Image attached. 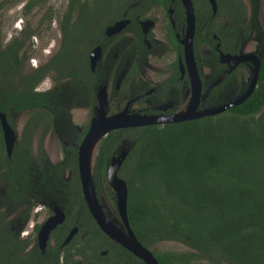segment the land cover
Instances as JSON below:
<instances>
[{
    "label": "flooded vegetation",
    "instance_id": "flooded-vegetation-1",
    "mask_svg": "<svg viewBox=\"0 0 264 264\" xmlns=\"http://www.w3.org/2000/svg\"><path fill=\"white\" fill-rule=\"evenodd\" d=\"M61 1L0 0V264H140L96 224L77 168L73 181L70 151L78 153L99 111L165 120L191 102L200 110L243 94L248 86L233 89L252 61L231 56L260 60L264 0H63L56 16ZM251 38L256 52L247 51ZM53 140L61 148L55 162ZM103 211L125 234L117 209L120 224Z\"/></svg>",
    "mask_w": 264,
    "mask_h": 264
},
{
    "label": "trees",
    "instance_id": "trees-1",
    "mask_svg": "<svg viewBox=\"0 0 264 264\" xmlns=\"http://www.w3.org/2000/svg\"><path fill=\"white\" fill-rule=\"evenodd\" d=\"M228 99L215 97L204 107ZM125 135L133 144L118 176L127 186L128 224L159 264H264V53L256 85L240 104L164 126L117 129L101 138L92 164L97 193L99 185H108L110 156L119 152ZM76 154L70 151L73 181ZM73 184L78 196V182ZM161 242L186 249L161 251ZM118 248L130 261L138 260Z\"/></svg>",
    "mask_w": 264,
    "mask_h": 264
},
{
    "label": "water",
    "instance_id": "water-1",
    "mask_svg": "<svg viewBox=\"0 0 264 264\" xmlns=\"http://www.w3.org/2000/svg\"><path fill=\"white\" fill-rule=\"evenodd\" d=\"M190 46H186L185 57H190ZM224 55L223 57H227ZM236 62L239 61H252V75L249 81V85L246 91L240 96L229 100L227 103L206 109L196 110L197 102L189 103L188 107L165 120H154L152 118L143 117H129L128 119L121 117L122 115H115L111 117H105V113L99 111L93 118L91 126L84 136L82 142L78 148L77 155V170L79 174L81 190L87 207L92 214L96 224L100 229L111 239L115 240L122 247L131 252L134 256L141 259L145 264H159L154 258L149 249L145 248L135 237L132 232L126 215V198H127V186L125 181L118 176V170L128 155L131 145H127V148H121L116 156L111 157L109 166L106 171L107 183L115 193L116 205L118 215L125 227V234L118 229L113 222L107 217L99 203L96 195L95 182L92 179V164L96 146L98 142L106 136L110 131L132 126H142L149 123H174L184 120L197 119L204 116L215 115L226 110L229 107L240 104L244 101L253 91L260 66V60L257 55H252L250 52H246L240 55L231 56ZM4 125V123H2Z\"/></svg>",
    "mask_w": 264,
    "mask_h": 264
},
{
    "label": "rangeland",
    "instance_id": "rangeland-1",
    "mask_svg": "<svg viewBox=\"0 0 264 264\" xmlns=\"http://www.w3.org/2000/svg\"><path fill=\"white\" fill-rule=\"evenodd\" d=\"M64 6H65V2L63 0L61 1V3L57 2L56 4H54L52 6V8H53L52 11L54 12V15H56V16L62 15L64 12ZM261 6L263 7V5H261ZM8 8H10V7H8ZM12 9H13L14 14H15L16 8L13 7ZM3 11H4V6H2L0 9V32L2 30H4L2 28L3 22L1 21V18L4 14ZM261 23H263V25H264V17H263V20H261ZM56 35H58V34L56 33ZM54 39L56 40L57 38L54 36ZM37 40L39 41V39H37ZM257 50H259L258 49V40L251 38L250 41L248 42L247 51L256 52ZM249 65H250L249 67L245 66V69H243L241 71V78H239V82L236 84V87L233 89L234 92H242L248 86L249 81L251 79L252 67H253L252 64H249ZM237 96H239V95H233L232 97L236 98ZM83 118H84L83 115H81V116H79V118H77V120L82 123ZM78 126H80V125H78ZM47 153H48L49 159L51 161L55 162L56 160H58L61 157V148L53 140V142H50L47 146ZM108 186L109 185H105V184H101L98 186L101 205H102L103 209H105L106 212L108 213V216L110 218H112V220L115 223L120 224V222H119L120 220H119L118 216L116 215L117 205H116L115 193L112 190V188H111V190L107 191ZM110 191H112L113 196L108 195ZM157 249L161 250V251H176V250L177 251H185L186 248L183 247L182 244L176 243V242H161L157 245ZM202 264H207V263L203 262Z\"/></svg>",
    "mask_w": 264,
    "mask_h": 264
}]
</instances>
